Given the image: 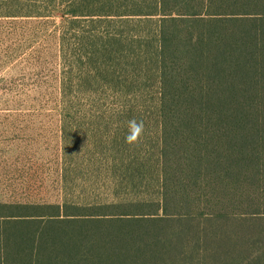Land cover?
<instances>
[{
  "label": "trees",
  "instance_id": "trees-1",
  "mask_svg": "<svg viewBox=\"0 0 264 264\" xmlns=\"http://www.w3.org/2000/svg\"><path fill=\"white\" fill-rule=\"evenodd\" d=\"M118 1L54 10L78 28L72 65L94 72L89 84L116 45L93 30L155 20L148 73L132 71L129 87L154 76L158 196L0 202V264H264V0H125L117 15Z\"/></svg>",
  "mask_w": 264,
  "mask_h": 264
},
{
  "label": "rangeland",
  "instance_id": "rangeland-1",
  "mask_svg": "<svg viewBox=\"0 0 264 264\" xmlns=\"http://www.w3.org/2000/svg\"><path fill=\"white\" fill-rule=\"evenodd\" d=\"M58 1L0 0V202L84 206L157 197L154 76L129 87L132 71L148 73L155 20L111 16L93 30L116 45L99 62L108 76L89 84L94 72L85 62L72 65L78 28L54 10ZM87 25L79 27L90 31ZM132 91L143 106L133 105Z\"/></svg>",
  "mask_w": 264,
  "mask_h": 264
}]
</instances>
